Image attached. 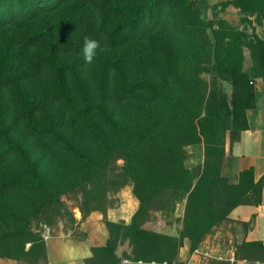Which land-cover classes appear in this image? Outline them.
<instances>
[{"label":"trees","instance_id":"obj_1","mask_svg":"<svg viewBox=\"0 0 264 264\" xmlns=\"http://www.w3.org/2000/svg\"><path fill=\"white\" fill-rule=\"evenodd\" d=\"M101 1L100 9L108 10L106 5L111 0ZM130 1L144 6L145 10L140 18L114 25L109 44L122 49L127 44L133 46L154 38L161 47L152 55L155 57L148 56L151 61L144 65L145 58H142L135 69L128 64V55L119 50L112 64L114 78L104 77L107 85L103 86L99 106L91 107L82 98L80 109L68 107L66 112L71 113L74 122L82 121L84 127L87 126L89 152L82 154L72 138L57 132L56 127H61L63 120L59 119L57 124V120L50 119L43 128L32 123L30 106L19 89V80L41 70L40 56L31 61L18 48H12L14 43L21 45L20 38L30 43L50 38L48 21L43 22V29L39 31L24 26L37 17H46L62 0H0V25L24 28L16 40L7 38V31L2 32L0 86L10 91L23 108L32 143L44 138L49 140L55 151L85 166L87 179L100 172L99 168L95 170L97 163H106L114 147L131 181V194L137 208L128 224L107 223L105 243L91 248L90 257L83 264H174L184 240L192 251L213 227L226 220L233 208L257 205L260 201L263 177L254 182L252 170L248 168L238 172L228 183L220 175L219 167L226 136L233 143L246 128L244 114L253 107L252 79H260L264 84V40L255 36L247 40L223 19L205 24L200 19L196 0ZM260 1L227 0L216 4L215 8L239 9L245 2L252 12L259 13L264 6ZM260 17L257 15L256 20L260 21ZM207 31L211 42H208ZM117 36L116 42L114 37ZM54 42L65 44V41ZM243 48L250 53L251 66L246 70L242 67ZM210 60L209 70L216 79L208 88L200 74ZM46 64L52 70L58 96L67 99L63 69L51 57H46ZM70 77L73 86L80 89L72 69ZM114 79L117 84L107 90ZM216 80L230 84L228 101L217 88ZM118 109L120 117L115 116ZM94 114L97 120L92 119ZM0 136L8 150L20 151L14 142L5 138L1 128ZM189 145L202 147L203 162L198 168L183 166V149ZM23 173L31 182L30 188L41 193L51 190L27 158H24ZM176 205H181L182 210L175 220L178 224L175 235L144 227L153 214L168 215ZM26 243L29 248L25 254L35 252L39 260L45 261L43 242L26 240ZM124 243L128 252L117 255L116 249ZM239 251L244 261L264 259L260 242L241 243Z\"/></svg>","mask_w":264,"mask_h":264},{"label":"rangeland","instance_id":"obj_2","mask_svg":"<svg viewBox=\"0 0 264 264\" xmlns=\"http://www.w3.org/2000/svg\"><path fill=\"white\" fill-rule=\"evenodd\" d=\"M57 1V0H56ZM218 0H196L200 19L205 23L223 19L227 26H233L240 31L247 40L254 36L264 40V6L259 13H254L251 6L245 2L238 9L231 6L225 9L215 8ZM223 2V1H222ZM101 0H62L46 17L27 22V28L42 30L44 21L49 22L48 28L51 37L33 41L21 39V45L16 43L12 48H18L27 58L35 61L40 56L38 64L41 70L35 74H27L19 80V89L30 106V119L32 123L43 128L50 119L63 120L57 132L63 137L72 138L82 154H88L87 134L82 121L74 122L68 107L80 109L83 106L81 99L91 107L99 106L104 93L103 86L107 85L106 76L114 78L112 64L115 54L123 50L129 58V65L134 69L145 58L144 65L150 60L161 44L157 39L141 40L133 46L130 44L121 48H112L109 40L114 25L133 18H140L145 7L133 4L130 0H111L107 2L104 10L100 9ZM216 3V4H214ZM55 4V3H54ZM53 4V5H54ZM264 4V0L260 1ZM42 13L45 10L41 11ZM260 17V21L256 17ZM24 28L20 26L0 25V40L2 32L7 31V38L16 40ZM88 37L99 41L100 47L91 63H86L83 56L84 38ZM208 42L211 35L207 31ZM117 40L119 37H114ZM65 41V44L54 41ZM17 46V47H16ZM244 61L243 69L251 66L249 51L242 49ZM46 57H51L63 69V88L67 99L61 98L56 92L52 70L46 64ZM151 61V60H150ZM211 60L200 78L208 88L214 83L216 75L209 70ZM70 69L74 71L80 89H76L71 81ZM103 82V83H101ZM262 83L260 79H252L251 86ZM117 81L114 79L108 84L107 90L112 89ZM263 84V83H262ZM217 88L229 100L231 86L226 81L216 80ZM39 104L40 107H36ZM118 106H116L117 109ZM115 110V116L120 114ZM65 113V116L64 114ZM120 117V116H118ZM97 114L92 116L97 120ZM59 121L57 122V124ZM82 123V124H81ZM0 128L5 138L14 142L20 151L8 150L4 139L0 136V257L14 259L24 264H45L39 260L35 252L26 253L29 244L26 240L43 242L46 236H70L74 240L83 241L86 236L79 225L91 213L96 212L102 216L103 227L107 235V223H124L132 212L133 202L136 200L131 194V181L122 169L123 162L117 149H110L109 157L103 165L97 163L95 169L100 172L93 178L87 179V170L83 164L65 157L51 147L47 139H40L32 143L24 119L23 108L16 102L10 91L0 86ZM230 138L226 136L224 143V156L219 167L220 175L228 183L232 182L230 163H226L227 150ZM183 166L186 169L198 168L203 162L202 147L189 145L183 149ZM103 156L102 158H104ZM24 158L43 177L46 184L52 188L47 192H40L29 187L30 180L23 173ZM137 208V202H136ZM182 206L176 205L168 215L155 213L144 227L154 232L175 235L178 228L176 218L181 213ZM222 227L221 231L230 228L225 221L215 227ZM233 227V225H232ZM214 228V227H213ZM212 228V229H213ZM211 229V230H212ZM34 246V245H33ZM119 252H128L126 243L119 246Z\"/></svg>","mask_w":264,"mask_h":264},{"label":"crops","instance_id":"obj_3","mask_svg":"<svg viewBox=\"0 0 264 264\" xmlns=\"http://www.w3.org/2000/svg\"><path fill=\"white\" fill-rule=\"evenodd\" d=\"M222 1L227 0H218L216 3ZM244 118L246 128L240 131L238 139L228 147L225 160L230 163L232 178L248 168L252 170L254 182L263 177L260 201L257 205L233 208L225 220L231 225L228 226L230 228L221 231L222 227H214L192 251L189 250V243L184 240L174 264H264V259L241 260L239 251L241 243L260 242L264 258V84L254 85L253 107L245 112ZM135 210L136 201L133 202L129 216L120 219L128 223ZM79 229L86 235L83 241L74 240L69 235L43 237L45 264H83L90 257L91 248L105 243L107 235L100 214L91 212L83 224L79 225ZM205 251L208 252L207 257L200 255ZM0 264L24 263L0 259Z\"/></svg>","mask_w":264,"mask_h":264},{"label":"clouds","instance_id":"obj_4","mask_svg":"<svg viewBox=\"0 0 264 264\" xmlns=\"http://www.w3.org/2000/svg\"><path fill=\"white\" fill-rule=\"evenodd\" d=\"M100 47L99 41L84 38L83 56L86 63H91L96 55V50Z\"/></svg>","mask_w":264,"mask_h":264},{"label":"built area","instance_id":"obj_5","mask_svg":"<svg viewBox=\"0 0 264 264\" xmlns=\"http://www.w3.org/2000/svg\"><path fill=\"white\" fill-rule=\"evenodd\" d=\"M196 252V251H194ZM200 255L204 256V257H207L208 256V252L205 251V252H202ZM216 260H219L220 258L219 257H214Z\"/></svg>","mask_w":264,"mask_h":264}]
</instances>
